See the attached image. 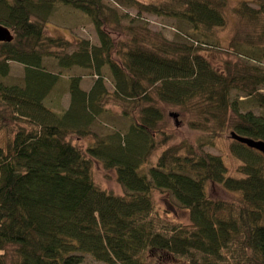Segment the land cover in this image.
<instances>
[{"label": "trees", "instance_id": "16d2710c", "mask_svg": "<svg viewBox=\"0 0 264 264\" xmlns=\"http://www.w3.org/2000/svg\"><path fill=\"white\" fill-rule=\"evenodd\" d=\"M116 1L185 27L162 42L144 22L124 39L114 33L129 14L103 0H0V23L14 36L0 42V264H85L87 255L105 264H264V153L230 137L240 160L231 175L222 154L205 149L228 131L264 140V0L234 7L256 24V35L230 42L234 67L201 53L216 44L208 38L225 25L227 0ZM58 4L87 15L99 43L81 38L67 51L72 41L47 34ZM47 56L91 69L90 89L82 75L67 77L60 106L50 94L66 75ZM12 62L24 71L20 82ZM108 98L131 118L99 139L92 128ZM158 102L192 115L197 138L166 146ZM72 136L95 140L83 150ZM93 160L115 170L123 193L96 184ZM155 190L190 222L160 213Z\"/></svg>", "mask_w": 264, "mask_h": 264}, {"label": "rangeland", "instance_id": "374dc122", "mask_svg": "<svg viewBox=\"0 0 264 264\" xmlns=\"http://www.w3.org/2000/svg\"><path fill=\"white\" fill-rule=\"evenodd\" d=\"M103 1L110 6L116 7L119 11V14H129V17H123L119 21V23H116L119 25V32H115L114 34L115 36H119L124 39L130 38V34L132 31L131 28L141 30L144 22L147 24V27L149 29L146 32L144 30L147 36L155 39L156 41L162 42H164L163 38L173 39L177 37L179 26L185 27V24L182 21L175 18L150 13H143L141 16L137 15V11L135 8H131L128 5L120 3L116 0ZM241 1L243 0L226 1V4L223 8L226 23L223 26H217L213 28L211 33L212 38H208L209 43L214 40L216 44H202L203 49L201 50V53H203V55L207 59H209V61L213 62L217 67L218 65L225 67L228 62H231V65L233 67L236 66V64H240L238 63L237 58L228 52L230 42L233 39H242L244 37V34L248 32H252L254 35H256V24L243 17H240L234 11V7ZM138 16H140V18H138ZM130 17H133L134 19H131ZM46 33L63 36L64 38L72 41L73 44L67 49V51H72L74 49V42L81 38L90 39L92 43H99L95 27L89 17L82 11L63 4L57 5V9L54 12L53 17L50 18V21L46 26ZM161 36H163V38ZM44 60L46 64L49 63L53 71L63 72L66 75V78L60 81L57 84L56 89H53L50 94L53 95L55 99H60V106L66 105V96L63 97V93L67 88V77L77 74L82 75V88L86 90L90 89L93 79L95 78V76L91 74V69L80 67L77 65H73L71 67H60L57 58L53 56H47ZM261 64L264 66V59ZM11 73L13 75H11V79L16 80V82H20L24 75V71L21 66L13 62L11 63ZM107 85L109 86V88H112L110 76L107 79ZM261 90L264 91V89ZM240 98L242 99L244 98V96H241ZM109 99L110 98H108L105 102V105H107L109 111H102V113L96 118L92 128L93 133L96 134L99 139L104 138L107 133H109L113 129V127H128V121H126V119L130 120L131 118L130 115H125L124 113L123 114L127 117L126 119L122 118L120 116L122 108L114 104L113 101L109 102ZM158 105L161 107V110L165 114L167 135L168 138L170 137L167 144H165L166 146L177 144L183 139L195 140L197 138L199 132L193 130L189 126V121L190 119H192V115L182 113L181 111L177 110L174 105L171 104L158 102ZM172 111H177L179 113L178 122H176V119L173 116L169 115ZM109 125L113 126L109 127ZM5 134L6 131H0V137L4 136ZM229 134L230 131H228L227 134L224 135L223 139L217 140L214 146L206 144L205 149L207 151H210L211 153L222 154V157L229 168L230 174L237 175L236 167L240 163V160L234 157L229 152V144L231 143ZM69 139L72 140L74 144L81 147L83 150H86L88 146L95 140L93 136H87L83 138H76L72 136L69 137ZM92 172L93 178L100 188L111 190L116 193L124 192L123 186L117 180L114 169L106 168V166L100 161L93 160ZM210 193L220 195L221 191L214 189ZM153 199L157 210L163 215H166L169 218L182 220L183 222H190L188 221V212L186 210L174 208L173 204H170V201H172V199L168 198L167 195L164 194V192L155 190L153 193ZM0 252H2L1 249ZM85 261V264H105L103 262L94 260L90 255L86 256Z\"/></svg>", "mask_w": 264, "mask_h": 264}, {"label": "water", "instance_id": "95a60500", "mask_svg": "<svg viewBox=\"0 0 264 264\" xmlns=\"http://www.w3.org/2000/svg\"><path fill=\"white\" fill-rule=\"evenodd\" d=\"M14 38L12 31L9 27L6 25L0 23V42L1 41H12ZM170 116H173L176 119V122H178V112H170ZM230 137L234 140H237L241 143L246 144L249 147L255 148L262 153H264V140L254 139L249 136H244L236 133L235 131H231Z\"/></svg>", "mask_w": 264, "mask_h": 264}]
</instances>
